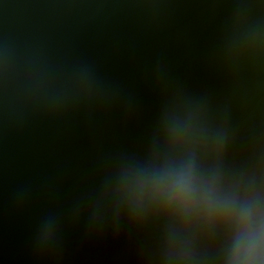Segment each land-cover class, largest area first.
Wrapping results in <instances>:
<instances>
[{
	"label": "clouds",
	"instance_id": "obj_1",
	"mask_svg": "<svg viewBox=\"0 0 264 264\" xmlns=\"http://www.w3.org/2000/svg\"><path fill=\"white\" fill-rule=\"evenodd\" d=\"M106 7L44 6L55 20ZM213 55L226 78L222 95L192 90L154 64L158 106L142 141L101 154L72 206L89 235L135 240L142 264H264V0H232ZM119 96L92 60L45 32L0 42V111L10 124ZM59 232L57 214L41 220L40 256L59 255Z\"/></svg>",
	"mask_w": 264,
	"mask_h": 264
},
{
	"label": "water",
	"instance_id": "obj_2",
	"mask_svg": "<svg viewBox=\"0 0 264 264\" xmlns=\"http://www.w3.org/2000/svg\"><path fill=\"white\" fill-rule=\"evenodd\" d=\"M67 2L0 0V42L45 32L72 56L92 60L120 96L23 125L0 111V264H142L135 240L89 235L86 216L73 217L72 206L101 154L142 141L158 106L150 76L158 60L192 90L224 93L213 54L232 0H77L110 7L62 20L44 8ZM152 3L158 7H145ZM49 213L60 221L58 256H40L35 247Z\"/></svg>",
	"mask_w": 264,
	"mask_h": 264
}]
</instances>
